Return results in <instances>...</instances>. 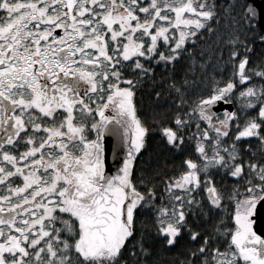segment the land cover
Returning <instances> with one entry per match:
<instances>
[{
    "label": "snow or ice",
    "instance_id": "6c2138e0",
    "mask_svg": "<svg viewBox=\"0 0 264 264\" xmlns=\"http://www.w3.org/2000/svg\"><path fill=\"white\" fill-rule=\"evenodd\" d=\"M261 16L0 0V264H264Z\"/></svg>",
    "mask_w": 264,
    "mask_h": 264
},
{
    "label": "water",
    "instance_id": "95a60500",
    "mask_svg": "<svg viewBox=\"0 0 264 264\" xmlns=\"http://www.w3.org/2000/svg\"><path fill=\"white\" fill-rule=\"evenodd\" d=\"M248 2L251 3L254 7H256L258 11H260L261 13H264V0H248ZM259 22L262 23V24H264V16H261L259 18ZM112 140H113L112 137H108L109 152H108L107 162H108V165L110 167H114L113 166V163H112L113 157H112L111 151H110V147H111Z\"/></svg>",
    "mask_w": 264,
    "mask_h": 264
},
{
    "label": "trees",
    "instance_id": "16d2710c",
    "mask_svg": "<svg viewBox=\"0 0 264 264\" xmlns=\"http://www.w3.org/2000/svg\"><path fill=\"white\" fill-rule=\"evenodd\" d=\"M148 151L150 153H152L153 155L162 154L161 149L155 143V140L154 139H152V140L149 141Z\"/></svg>",
    "mask_w": 264,
    "mask_h": 264
}]
</instances>
